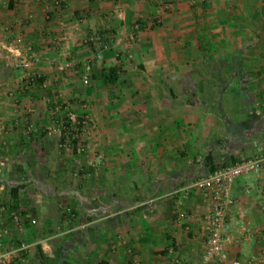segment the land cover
I'll return each mask as SVG.
<instances>
[{
	"label": "crops",
	"instance_id": "0c3cea01",
	"mask_svg": "<svg viewBox=\"0 0 264 264\" xmlns=\"http://www.w3.org/2000/svg\"><path fill=\"white\" fill-rule=\"evenodd\" d=\"M199 1L0 0V205L23 213L35 244L18 264H127L120 236L141 264H202L208 203L191 185L255 155L262 158L258 172L231 185L227 250L229 259L264 256V27L237 24L243 10L255 14L264 0ZM95 33L108 35L109 47L94 53L84 38ZM225 35L250 41L225 46ZM18 36L40 55L31 70L41 82L28 90L20 86L24 70L5 49ZM181 50L193 55L178 61ZM68 59H90L91 77L102 84L103 66L117 63L129 74L107 85L123 91L107 94L105 109L93 112L89 144L101 159L84 161L77 142L53 155L62 143L47 103L78 96L75 79L56 71ZM232 84L231 94L242 96L237 120L217 107ZM84 163L98 172L64 174ZM12 187L19 188L15 198ZM60 200L101 217L75 224L60 214ZM8 214H0V229L17 235Z\"/></svg>",
	"mask_w": 264,
	"mask_h": 264
},
{
	"label": "built area",
	"instance_id": "2783aa9c",
	"mask_svg": "<svg viewBox=\"0 0 264 264\" xmlns=\"http://www.w3.org/2000/svg\"><path fill=\"white\" fill-rule=\"evenodd\" d=\"M193 1V0H192ZM58 3V2H56ZM159 19L155 23H159ZM108 39V38H107ZM107 39L103 34L90 35L84 38V43L90 48L93 46L96 49L106 48L108 46ZM23 38L18 36L11 42L5 45V49L12 53L15 65L22 68L25 75L20 79V86L23 90H28L34 86V82L41 75L38 72L31 70L34 62L38 61L40 55L35 52L31 45H27L22 49ZM90 59L82 62L81 65L86 68ZM78 65L74 60H66L62 63L56 64L58 73L63 74L65 71ZM84 83L88 82V74L82 75ZM61 104H55L50 108V114L58 123V128L63 129L66 138L75 140L82 135V132L90 124L88 116L77 118V115L71 111L65 112L62 116L59 113L62 111ZM6 131V126L0 123V134ZM262 158L259 156H252L243 160L217 166L206 176L196 179L191 187L202 192L208 203V209L202 219V229L205 234V245L202 252V264H263V255H249L246 259H229L227 245L230 238L226 232L227 220L226 214L233 200L230 197V189L234 180L247 173H257L261 164ZM189 189V187L187 188ZM9 211L10 224L18 233L24 231V216L19 210H10L6 206H0V214ZM67 214L73 216L70 208L65 209ZM31 225L36 224L35 219L29 222ZM10 231L7 227L0 229V245L3 237H9ZM126 244L125 240L121 242ZM114 247V246H113ZM30 244L19 241L15 246L9 247L6 250H0V264H18L24 262V255L29 252ZM126 252L129 256L128 264H141L137 259L131 247H126Z\"/></svg>",
	"mask_w": 264,
	"mask_h": 264
},
{
	"label": "rangeland",
	"instance_id": "374dc122",
	"mask_svg": "<svg viewBox=\"0 0 264 264\" xmlns=\"http://www.w3.org/2000/svg\"><path fill=\"white\" fill-rule=\"evenodd\" d=\"M186 1L191 6L194 5V4H197L198 2H200L199 0H198V2H197V0H193V1L192 0H186ZM255 9H256L255 14L252 13V11L250 12V10L247 9V8L245 10H243V15L241 16L240 20L237 21L238 27L240 26L241 30H247V29H249V28H251L253 26H254V28H256V27L257 28L264 27V16H263V18L260 17V16L259 17H255V15H258L257 13L264 14V6L263 5L262 6H257V7H255ZM258 9H260V10H258ZM156 24H158V23H155V25ZM202 27L205 28V29L207 28V26H204V25ZM227 28H228V26H227ZM99 34H101V33H99ZM90 35H96V33L95 34H90ZM90 35H88V36H90ZM104 36H105L106 39L108 38V35L104 34ZM224 38L225 39H224V42L222 44H224L225 46L226 45L227 46L228 45L229 46L230 45H234L236 43H239L240 41H241L240 42L241 44H247L250 41L249 37L236 38L235 36L230 37V36H226L225 35ZM186 44H184V46H186ZM219 44H220V42H219ZM27 45H30V44L29 43H24V44H22V46H20V48L22 49L23 47H25ZM86 47H89V46L86 45ZM191 55H193V54L192 53L188 54L185 51L182 52V50L175 53V57L177 58L178 61L179 60L186 61L188 59V56H191ZM68 60H72V59H68ZM14 62H16V61L14 60ZM76 62H78V65H76L73 68L65 71L63 73V76H66V74H67V75H70V77L72 76L75 79L76 83L73 85L72 88L77 91L78 96H75V97L73 96V97H70V98L68 97V95H66V97H64V95H63V97L62 96H58V98H56L55 101H53V102H49L48 101L47 106L50 109L55 104H61L62 105V110H61L62 114H65V112H67V111H71V112H73V113H75L77 115V118H82L85 115L88 116V118L90 119L89 126L85 129V131L82 132V135L80 137H78L77 139H75V140H71L70 138H66L67 135L64 134L63 129L58 128V123H55V125L57 126V131L59 132V136L61 137L62 146L58 147V150L61 151V153L60 152L59 153L53 152V155H57V154L61 155L62 151H63V148L64 149L72 148L73 146H75V143L77 142V145H76L78 147V149H76L77 153H78L79 157L84 158V161H85L87 158L92 157L93 154L98 158L99 156H97V155L99 153H101L100 150H97V149L92 150L91 147H90V144L92 143L91 140L93 139L94 133L96 131V122H95V119L93 117V112L99 111L101 113V111L103 109H105V107H106V105L108 103L107 100L109 98L107 99V94H111V93L114 94V93H117V92H122L123 91V87H121L120 85L107 86L105 84L100 83V80L97 81V79L94 81L93 78L91 77V72H92L91 68L92 67L88 68V66H89L88 65L86 68H84L81 65L82 62H80L79 60L76 61ZM60 63H62V62H60ZM18 68H20V67H18ZM181 71L183 73L186 72L185 69H183V70L181 69ZM126 72L127 71L125 70V68L119 67V75L121 77L128 76L129 74L127 75ZM84 73L88 74V82L87 83H84L83 79H82V75ZM137 75H139L138 72H137ZM133 76H136V74H134ZM234 85L235 84H232V85L228 86L229 87L228 94H225L224 96L221 95V98H220L219 102L217 103L218 104L217 107H219V106L221 108L223 107L224 112H226L227 114L230 115L227 118L232 119V120H237V119H240L241 116H242L241 111H239V108H240L239 105L241 104L242 96H235V95L231 94V91L233 90V88L236 87ZM40 86H41L40 87L41 89H45L46 88V87L42 86L41 84H40ZM79 91L82 92V94H80ZM97 91L100 94L99 97H98L100 101H95L96 99H93V93L97 92ZM58 92L56 91L55 94H58ZM79 94L82 95V97ZM59 98H62V99L57 100ZM227 99L230 100L229 101V104L231 105L230 108L228 107ZM242 103H244V102H242ZM231 108H233V109H232L231 114H230V109ZM99 159H101V156L99 157ZM53 167H55V166L53 165ZM91 169H94L95 172H98V170H97L98 166L97 165L92 164V163L91 164L90 163L89 164L84 163L83 165L78 166L77 168H73V170L68 169V171L65 172L64 174L66 175L67 173L68 174L70 173V175H74L75 177H80V176H85L87 173H91L92 172ZM92 201L93 200L89 199L90 203ZM59 203H60V210H65L66 208H70L72 213L74 212L73 213V218H75L76 221L74 220L73 222L75 224L84 223V222L90 221L92 219H98V218L101 217L100 214L99 215L98 214H92L91 216H85L86 214L83 213V212L74 211L71 208V206H69L66 202L60 200ZM5 204H7V203H5ZM3 205H4V203H2L0 206H3ZM9 231H10V229H9ZM26 234H27L26 229H25V231H23L21 233H17V235H13V233L11 232V234L9 235V238H11L13 240V243L6 245L1 240L0 250H6L9 247H13L19 241H23V242H25L27 244H30L31 240L27 238ZM119 239H120V241H119L120 244H122L121 242L124 239H122L121 236H120ZM34 245L35 244H30L29 252L24 255L25 260L28 259V257L30 256L29 254L32 251V249L34 248ZM122 245L124 246L125 249H126V247L129 246L127 243L126 244H122ZM129 247L132 248L131 245ZM133 251H134V254H136V251L134 249H133Z\"/></svg>",
	"mask_w": 264,
	"mask_h": 264
},
{
	"label": "trees",
	"instance_id": "16d2710c",
	"mask_svg": "<svg viewBox=\"0 0 264 264\" xmlns=\"http://www.w3.org/2000/svg\"><path fill=\"white\" fill-rule=\"evenodd\" d=\"M137 23L140 24V21H138ZM142 27V26H141ZM92 51L95 53V47H91ZM101 81L105 84V85H109V84H114L116 83V81L119 78V66H117L116 64L114 65H110V66H103L101 68ZM36 81L39 83L41 82V77L37 78ZM18 187H12L10 189V193L11 196L13 198H15L17 196V192H18ZM62 216H68L66 210H61L60 213ZM69 217V216H68ZM54 264H57L56 261H54Z\"/></svg>",
	"mask_w": 264,
	"mask_h": 264
}]
</instances>
